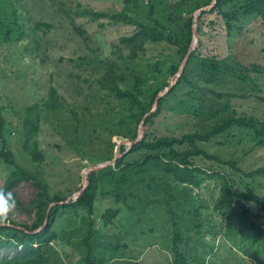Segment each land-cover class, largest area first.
<instances>
[{"label":"trees","instance_id":"1","mask_svg":"<svg viewBox=\"0 0 264 264\" xmlns=\"http://www.w3.org/2000/svg\"><path fill=\"white\" fill-rule=\"evenodd\" d=\"M12 1L14 0H5L0 6V44H17L40 26L36 23L32 29H25L27 17L24 18L16 12ZM49 1L52 3V0ZM185 1L180 0L175 5H169V8L177 13L175 20L181 22L179 35L166 33L164 25L154 18H149L153 24L132 22L135 26L132 33L118 39L116 55L120 64L96 57L91 60L86 57L69 60L74 67L80 69L86 65L87 69L84 70L88 71L92 79H83V82L88 84L87 87H91L89 92L97 88L100 94V97H97L96 93L88 92L83 94L82 100L96 97L100 106L105 104L104 109L98 110L101 116L91 114L85 108L84 111L89 113V116H86L82 124L74 117L76 128H81L87 135L95 136L96 139L100 137L99 129H102L107 135L111 132V135L133 141L137 137L142 118L148 114L143 124V138L135 142L127 152V147L121 146L119 152L122 155L112 166L90 173L87 187L75 201L60 204L67 198L58 193L49 195L48 185L16 162L6 147L10 142L6 138L8 133L0 115V161L9 169L0 190L5 193L12 192L23 182L30 183L37 190L33 198L24 205L27 215L34 216L30 224L17 223L11 219L9 225L0 226V250L12 248L16 252L13 258L0 260V264H67L60 253V250L64 249H71L79 255L83 264H116L118 260H125V264H137L132 262L134 260L131 261L133 258L115 256L114 252L118 247L126 246L125 242L121 243L116 234L110 237L109 232H102L109 226H114L124 209L127 215L124 226L129 235L133 236L136 228L145 226L153 231L154 226H159L161 243L166 245L171 255L168 264H213L215 230L208 225V216L204 211L206 205L198 193L203 184L211 178L217 179L220 184L219 194L213 201V210L228 220L227 229L233 216L237 214L249 221L253 220L250 222L252 234H259L264 239V196L237 187L236 181L230 178L231 171L241 172L235 161H223L199 147V144L208 143L218 137H225L223 143L231 142L230 131L237 128L249 132L255 146L264 148V118L259 120L254 117L229 116L220 124L212 125L204 133L195 130L177 136L157 135L154 129V121L161 115L164 104L170 101L168 98L173 95L177 86L187 81L185 76L181 75L166 96L158 99L156 110L150 113L157 93L169 85V78L177 73L187 53L192 40V14L212 2L188 0L187 3L190 4L181 7L179 3L184 4ZM123 3L124 6H136L137 0H123ZM153 10L154 6L150 4L149 13ZM58 11L69 18L63 7ZM207 13L220 15L222 20L225 19L226 29L230 32L233 23L243 15L264 20V0H216L210 11L200 13L197 22L199 23L200 18ZM74 15V18H69L70 23L80 36L84 31L76 24L78 18L89 20V23L109 19L111 24L125 22L126 18L124 12L108 15L91 9L77 10ZM42 26L49 28L48 25ZM196 31L201 33L200 25ZM149 44L167 46V53L162 55V66L169 76L162 78L161 84L156 77L154 80L157 84L149 82L138 67L131 68L123 62L124 51L130 59H137L140 57L139 53H143ZM199 55V49H195L186 65L193 63ZM212 59V63L217 60L215 57ZM212 67L215 68V65L212 64ZM99 68L101 72L98 71ZM242 70L249 72L247 68ZM251 71L255 74L263 72L257 65H252ZM232 72L238 74L237 69ZM73 91L77 92L78 89ZM210 92L217 99L238 96L233 93L221 96L219 93ZM48 96L49 99L42 103L43 109L34 105L27 109L24 117L25 133L22 134L24 141L20 153H26L33 163H39L44 158L34 139L38 135L41 113L58 112L62 109V103L53 89L49 91ZM111 105L117 106V109L113 110ZM2 109L0 108V113ZM111 113H114V116ZM112 118H118L117 122L113 124ZM74 142L76 143V140ZM107 147V155L103 158L83 156L87 164L96 165L112 160L114 144L109 142ZM199 159L214 161L226 169L219 171L212 167L203 168L196 163ZM255 175H264V169H258L246 176ZM102 200L108 201V207L97 217L95 203H101ZM51 203L55 205L49 208L47 223L39 229ZM250 207L255 209L256 214L251 212ZM260 219L263 225L254 223L260 222ZM141 234L144 232L141 231ZM206 234L211 235L213 239L206 241ZM227 237L243 255L263 260L264 251L257 250V241L253 240L251 244H247L246 241L237 239L235 234H228ZM261 244L259 246L264 248V242Z\"/></svg>","mask_w":264,"mask_h":264},{"label":"rangeland","instance_id":"2","mask_svg":"<svg viewBox=\"0 0 264 264\" xmlns=\"http://www.w3.org/2000/svg\"><path fill=\"white\" fill-rule=\"evenodd\" d=\"M3 1L5 0H0V6ZM179 1L137 0L136 6L132 4L124 6L123 0H52V3L49 0L12 1L16 12L22 14L24 18L27 17L25 29H32L36 23L40 26L17 44L4 42L0 44V108H3L0 115L8 133L6 138L10 142L6 147L19 165L48 185L49 195L58 193L66 198L72 197L82 185L83 170L92 166L87 164L83 156L103 158L107 155L109 142L114 144L115 149L118 143L128 141L111 135V132L107 135L102 129H99L100 137L96 139L95 136H89L81 128L75 127L74 117L82 124L86 116H89V113L84 111L85 108L91 114L100 115L98 110L104 109L105 104L100 106L96 97L82 100L83 94L88 93L91 88L87 87L88 84H85L83 79L92 78L89 77L88 71L84 70L87 69L86 65L80 69L74 67L69 60H76L78 57L91 60L96 57L119 63L116 55L118 39L132 33L135 28L132 22L153 24L149 18H154L164 25L166 33L179 35L181 22L175 20L177 13L169 8L170 4L175 5ZM187 1L184 4L180 2L179 5L186 7L190 4ZM150 4L154 6L151 14ZM61 7L65 9L69 18H74V12L82 9H91L108 15L124 12L126 18L125 22L121 21L118 24H111L109 19L89 23V20L78 18L76 24L84 31L80 36L73 29L70 19L58 11ZM223 20L220 15L207 13L200 18L199 23H196V26L200 25L201 33H197L198 42L195 49H199L200 55L193 63L185 65L181 75H184L187 81L176 87L173 95L168 98L170 101L164 104L161 115L155 119L154 129L157 135L177 136L195 130L204 133L212 125L220 124L229 116L254 117L259 120L264 118V20L243 15L233 23L230 32L226 29V20ZM42 25H48L49 28ZM166 53V44H149L143 53H139L140 57L137 59H130L125 51L122 56L126 65L135 69L138 67L149 82L157 84L154 80L156 77L161 84L162 78L169 76L162 66V55ZM212 57L217 59L214 63ZM252 65H257L263 72L253 73ZM243 68H247L249 72L243 71ZM236 69L237 75L232 72H236ZM98 71L101 72V69ZM176 74L169 78V84L174 80L177 82L181 75L176 78ZM167 87L159 90L157 95ZM51 89L62 103V109L58 112L41 113L38 135L34 139L37 142V149L43 152L44 158L39 163H33L26 153H20L24 141L22 134L25 133L24 117L27 109L34 105L43 109L42 103L49 99ZM73 89L78 91L75 92ZM210 91L221 96L225 93L238 96L217 99ZM89 93H96L97 97H100L97 88ZM164 96L166 94L161 97ZM101 99L104 101L103 96ZM111 107L113 110L117 109L115 105ZM111 114L114 116V113ZM117 120L118 118H112L111 122L114 124ZM230 135L231 142L223 143L225 137H218L208 143L199 144V147L223 161H235L241 172L231 171L230 178L236 181L237 187L264 196V175L246 176L258 169H264V148L255 146L251 141V134L246 130L234 128ZM121 146L127 147L126 144ZM196 163L203 168L212 167L219 171L226 169L214 161L199 159ZM8 173V167L0 161V189ZM219 190L220 184L215 178L207 180L198 190L206 205L204 211L208 216V225L215 230L213 264H261L264 262V255L263 260L243 255L227 237L228 234H235L237 239H242L247 244L255 240L258 242L257 250L264 251V248L259 246L264 239L259 234H252L250 222L253 220L249 221L235 214L227 229L228 220L213 210V201ZM36 192L37 190L26 182L12 190L17 203L13 221L30 224L34 220L33 215L30 217L27 215L24 205ZM106 202L108 201L102 200L101 203H95V216L103 214L108 207ZM250 209L256 214L254 208ZM125 212L124 209L114 226L102 230L109 232L110 237L118 235L117 239L121 243L125 242L126 246L118 247L114 252L115 256L133 258L131 261L134 260L132 262L137 264H168L171 255L166 245L161 243L159 226H154L153 231L145 226L136 228L135 234L129 235L124 226L127 216ZM254 223L263 225L262 219ZM141 231L144 234H141ZM205 239L210 241L213 238L206 234ZM60 253L67 264H83L79 255L71 249L60 250ZM15 254L12 248L1 249L0 260L11 259ZM115 263L126 262L118 260Z\"/></svg>","mask_w":264,"mask_h":264},{"label":"water","instance_id":"3","mask_svg":"<svg viewBox=\"0 0 264 264\" xmlns=\"http://www.w3.org/2000/svg\"><path fill=\"white\" fill-rule=\"evenodd\" d=\"M215 2H216V0H212L211 4L209 6L202 7V8L198 9L197 11H195L193 13V22L194 23L192 25V40H191V43H190V45L188 47L187 53L185 54L183 60L181 61L180 65L178 67L177 74H176V78L181 75V73H182V71H183V69H184V67H185V65L187 63V60H188L190 54L195 50V48L197 46V42H198V34H197V31H196V27H197L196 26L197 17L200 15L201 12L210 10L215 5ZM175 81L176 80L171 81L170 84H169V86L161 94H158L156 96V98L154 100V104L152 106V109H151L150 113L156 110V108H157V101H158L159 97H161L164 94H166L170 90V88L175 84ZM147 115H145L142 118V120H141V122L139 124L138 131H137V137L133 141H123V142L118 143L116 145L115 149H114V155H113L112 160L107 161V162H104V163H99V164H96V165L88 166L86 169H84L83 170V176H82V185H81L80 189L76 193H74V195L72 197L70 196L64 202H60V204H66V203H69L70 201H75L82 194V192L84 191V189L87 187V185L89 183V181H88V175L90 173L95 172V171H99V170L104 169V168H106L108 166H112L115 163V161L117 160V158H119L122 155L119 152L120 146L122 144H126L127 145V148H126V152H127L130 149V147L135 142H137L141 138H143V136H144L143 124H144V121H145V118H146ZM54 205H55V203H51L49 205V207L47 209V212H46V215H45V219H44L43 225L39 229L43 228L46 225L47 220H48L49 208L51 206H54Z\"/></svg>","mask_w":264,"mask_h":264},{"label":"clouds","instance_id":"4","mask_svg":"<svg viewBox=\"0 0 264 264\" xmlns=\"http://www.w3.org/2000/svg\"><path fill=\"white\" fill-rule=\"evenodd\" d=\"M16 208L17 203L12 192L5 193L0 190V226H7L11 223Z\"/></svg>","mask_w":264,"mask_h":264}]
</instances>
